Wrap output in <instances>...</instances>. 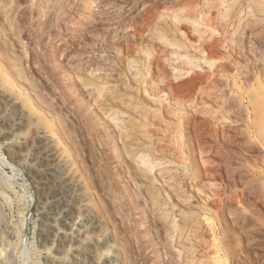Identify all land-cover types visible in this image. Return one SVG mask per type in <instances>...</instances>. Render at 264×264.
Wrapping results in <instances>:
<instances>
[{"label":"rangeland","instance_id":"rangeland-1","mask_svg":"<svg viewBox=\"0 0 264 264\" xmlns=\"http://www.w3.org/2000/svg\"><path fill=\"white\" fill-rule=\"evenodd\" d=\"M263 3L0 0V264H264Z\"/></svg>","mask_w":264,"mask_h":264},{"label":"bare ground","instance_id":"bare-ground-1","mask_svg":"<svg viewBox=\"0 0 264 264\" xmlns=\"http://www.w3.org/2000/svg\"><path fill=\"white\" fill-rule=\"evenodd\" d=\"M264 4V3H263ZM207 14V13H206ZM205 14V16H206ZM204 16V15H203ZM208 18V15L206 16ZM205 18V17H204ZM202 20H204L202 18ZM241 20V19H240ZM202 24L200 25V22L197 25L202 26ZM240 25V24H239ZM176 26V25H175ZM198 28H201V27ZM206 26H202L203 29ZM201 28V29H202ZM200 31V29H199ZM200 33V32H199ZM233 33V32H232ZM235 33V32H234ZM244 34V33H243ZM202 35V34H201ZM232 36V35H231ZM230 36V37H231ZM234 36V34H233ZM229 40L233 42V40H235V38H229ZM174 43V42H173ZM175 44H172L176 50L178 51H183L185 53V50L187 49V47L189 46H185V43L182 44L181 42H175ZM188 45V44H187ZM235 45V44H234ZM197 51V50H196ZM199 53L201 54V52H203V50L201 49V47H199ZM179 53V52H178ZM182 53V54H184ZM196 54V53H195ZM203 54V53H202ZM193 55V54H192ZM204 55V54H203ZM184 56V55H183ZM200 57V56H199ZM185 59V58H184ZM188 60V59H187ZM191 60V59H190ZM194 60H192L193 62ZM192 62H188L191 63ZM185 63H187L185 61ZM184 63V64H185ZM194 64V63H193ZM183 65V64H182ZM43 132V131H41ZM39 134V132H37ZM36 134V133H35ZM42 134V133H41ZM40 137H38V140L35 141V144L33 146L34 150L30 151L33 152V161L31 164V168L32 169V181H34L35 187L38 191V193L41 195V199L43 198V200H48L51 199L50 201H54L57 199V195H58V191L61 190L62 188H64L66 181L65 179L62 177V166L56 161V159L58 160V158H56V152L54 151L55 148L53 149L52 145H51V141H49V139H47L45 137V135H39ZM49 137V136H48ZM29 142V141H28ZM13 152V151H12ZM19 152V151H18ZM26 152V151H25ZM21 154V153H20ZM17 155V154H16ZM15 155V157H16ZM32 155V154H31ZM30 155V156H31ZM32 155V156H33ZM18 159V158H16ZM32 159V158H31ZM31 162V161H30ZM30 167V166H29ZM65 175V174H64ZM66 178V177H65ZM70 186V185H69ZM68 188V187H67ZM64 191V190H63ZM67 191V190H65ZM60 192V191H59ZM61 198V197H60ZM39 201V200H38ZM41 202V201H39ZM58 203V202H57ZM47 204V203H46ZM54 204V203H53ZM51 207V206H50ZM48 211V210H47ZM46 215V214H45ZM67 221V220H66ZM78 223V222H77ZM67 226V225H66ZM77 226V225H76ZM69 227V226H67ZM76 230V228H74ZM49 230V229H48ZM52 230V229H51ZM65 230V229H64ZM78 233V232H77ZM80 233V232H79ZM58 234V233H57ZM76 234V233H75ZM60 235V234H59ZM65 237V236H64ZM69 237V236H68ZM71 238L73 236H70ZM49 239V238H48ZM65 240V239H64ZM68 240V239H67ZM61 241V240H60ZM57 260V259H55ZM62 260V259H61ZM103 260V259H102ZM59 261V260H58ZM57 261V262H58ZM105 261V260H104ZM54 262V261H53ZM62 262V261H61ZM60 264V263H59Z\"/></svg>","mask_w":264,"mask_h":264}]
</instances>
